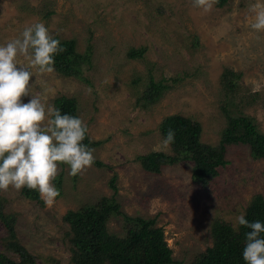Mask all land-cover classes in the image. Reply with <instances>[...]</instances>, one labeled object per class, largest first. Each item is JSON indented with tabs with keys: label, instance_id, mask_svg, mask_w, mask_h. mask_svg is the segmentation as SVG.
Masks as SVG:
<instances>
[{
	"label": "rangeland",
	"instance_id": "rangeland-1",
	"mask_svg": "<svg viewBox=\"0 0 264 264\" xmlns=\"http://www.w3.org/2000/svg\"><path fill=\"white\" fill-rule=\"evenodd\" d=\"M257 3L264 5V0H230L205 13L194 0H0V46L19 37L26 26L43 22L52 37L75 40L78 51L89 46L93 51L86 81L30 69L32 91L46 104L54 106L63 95L77 99L90 138L102 142L94 148L95 160L107 166L93 164L72 176L67 164H59L56 178L62 188L51 206L29 201L22 189L3 191L9 211L19 215L21 240L41 264H72L63 218L68 211L112 197L113 176L122 211L156 217L174 259L186 264L213 246L216 217L234 225L253 196H264V160H254L247 147L230 148L228 166L207 187L193 182L191 163L152 176L136 160L152 152L172 153L171 146L162 150L159 130L171 115L198 121L205 144L220 142L226 113L249 116L264 134V31L251 27V8ZM48 11L52 14L45 17ZM141 48L146 49L143 59L128 58L131 49ZM225 70L241 75L235 95L223 86ZM151 76L156 83L167 79L171 90L142 108L136 101ZM138 78L142 80L134 82ZM109 230L122 236V218H114Z\"/></svg>",
	"mask_w": 264,
	"mask_h": 264
},
{
	"label": "trees",
	"instance_id": "trees-1",
	"mask_svg": "<svg viewBox=\"0 0 264 264\" xmlns=\"http://www.w3.org/2000/svg\"><path fill=\"white\" fill-rule=\"evenodd\" d=\"M230 0H218V8H224ZM48 11L45 17H49ZM60 41L66 50L54 57V71L66 78L86 81L84 74L91 69L93 51L89 46L86 51H78L75 40ZM146 49H131L128 58L141 60ZM240 74L225 70L222 75L224 88L232 95L238 93ZM138 78L134 82H139ZM167 79L156 83L154 77L149 78L145 91L137 98L136 105L142 108L155 105L171 90ZM177 82V80L175 81ZM54 106L61 114L80 118L77 99L60 96L55 99ZM227 127L223 130L217 145L205 144L202 141V125L193 118L171 115L163 119L159 130L165 138L169 129L175 132V142L171 145L172 153L152 152L137 157L143 170L148 175L160 176L163 169L175 165L191 163L194 183L207 187L216 181L221 170L228 166V150L235 146L247 147L254 160H264V134L259 131L255 122L246 115L232 116L226 113ZM89 148H97L101 141H93L88 132L83 141ZM99 168L107 167L96 161ZM117 177L113 176L110 187L115 192L112 197H103L95 204L83 205L77 210L68 211L63 220L68 225L66 233L69 240V252L72 264H186L175 260L173 250L169 247L163 227L158 226L155 218L133 217L122 211V205L116 199L118 187ZM61 190V178L53 181ZM22 195L31 202L45 206L38 190L27 187ZM9 201L0 190V225L4 233L0 236V264H41L40 259L25 246L18 233V214L9 211ZM245 218L249 222L264 223V196H253L244 209ZM114 218H122L124 234L117 235L109 230V223ZM250 231L244 226L236 228L229 221L216 217L211 225L213 246L205 252L198 253L188 264H246L243 260V248L246 244V233ZM54 264H60L53 260Z\"/></svg>",
	"mask_w": 264,
	"mask_h": 264
},
{
	"label": "clouds",
	"instance_id": "clouds-1",
	"mask_svg": "<svg viewBox=\"0 0 264 264\" xmlns=\"http://www.w3.org/2000/svg\"><path fill=\"white\" fill-rule=\"evenodd\" d=\"M218 0H194V5L210 12ZM256 31H264V5L254 4ZM66 49L54 39L43 22L26 26L19 37L0 46V190L17 191L27 187L38 190L51 206L60 195L52 183L58 165L67 164L70 175L77 176L95 162L94 149L83 143L87 124L78 117L61 114L32 91L33 73L54 72V57ZM27 61V66L21 61ZM31 97L27 103L23 98ZM175 142L169 129L161 141L162 150ZM236 226L250 229L243 248L246 264H264V223L249 222L244 214L235 217Z\"/></svg>",
	"mask_w": 264,
	"mask_h": 264
}]
</instances>
